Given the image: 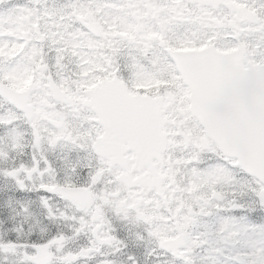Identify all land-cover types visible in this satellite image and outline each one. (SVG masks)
Returning a JSON list of instances; mask_svg holds the SVG:
<instances>
[{
	"label": "snow or ice",
	"instance_id": "1",
	"mask_svg": "<svg viewBox=\"0 0 264 264\" xmlns=\"http://www.w3.org/2000/svg\"><path fill=\"white\" fill-rule=\"evenodd\" d=\"M0 264H264V0H0Z\"/></svg>",
	"mask_w": 264,
	"mask_h": 264
}]
</instances>
